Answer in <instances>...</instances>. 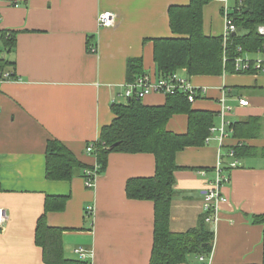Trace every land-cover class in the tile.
I'll use <instances>...</instances> for the list:
<instances>
[{
    "label": "crops",
    "instance_id": "0c3cea01",
    "mask_svg": "<svg viewBox=\"0 0 264 264\" xmlns=\"http://www.w3.org/2000/svg\"><path fill=\"white\" fill-rule=\"evenodd\" d=\"M188 2L0 0V30L16 31L14 49L8 54L16 77L0 83V207L7 214L0 225V264H44L34 230L47 195L69 196L63 211L50 212L46 218L50 226L64 229L67 257L76 259L74 249L83 247L92 264H149L154 205L150 200L128 198L125 184L129 178L154 174L153 155L110 152L105 170L87 187L83 169H77L69 181L48 180L45 148L48 140L56 139L83 164L96 163L85 148L113 120V102L124 101L127 60L141 57L145 73L157 76L152 39L175 36L168 8ZM224 6L231 12L236 0H210L203 7L206 35L223 36ZM104 10L113 12L114 21L99 27L97 16ZM88 41L94 51L89 50ZM244 56L264 59V51ZM190 81L207 90L192 107L216 112L212 126H220L218 99L224 92L231 124L248 116L263 119L259 137L249 144L257 149L264 145V73L195 76ZM240 99L248 100V105H239ZM164 100L161 93L143 98L148 105ZM166 127L185 132L186 116L173 115ZM217 136L214 131L205 145L177 153V194L169 221L173 233L193 228L202 213L203 192L214 177ZM235 144L230 133L220 152ZM229 174L230 180L221 187L227 202L219 205L209 262L260 264L263 227L252 216L264 213V157H243ZM189 261L199 264L196 257Z\"/></svg>",
    "mask_w": 264,
    "mask_h": 264
},
{
    "label": "trees",
    "instance_id": "16d2710c",
    "mask_svg": "<svg viewBox=\"0 0 264 264\" xmlns=\"http://www.w3.org/2000/svg\"><path fill=\"white\" fill-rule=\"evenodd\" d=\"M210 0H189L187 5H172L168 8L169 27L175 35L169 38H155L153 61L157 76L179 73L190 79L195 76H219L223 73H260L252 66L246 71L236 72L234 62L247 53L264 51V36L258 26L264 25V0H236V6L228 17L240 31L224 40L222 35H206L203 31V7ZM15 30H0V71L15 73L8 58L15 45ZM88 46H93L88 41ZM88 47V48H89ZM145 74L141 57L129 58L126 63L127 82ZM114 115L110 124L101 128L99 136L92 142L97 174H101L107 164L110 152L151 153L154 157V174L149 177L129 178L125 184V194L130 199L150 200L154 205L153 242L149 264L190 263L194 255L208 256L213 249V225L204 221L201 214L193 228L173 233L169 229L171 202L177 194L175 172L180 168L177 153L187 147L205 145L210 136L216 112L194 109L192 103L182 93L167 94L160 105H148L134 97L113 102ZM175 114L186 116V130L176 133L167 129V123ZM263 119L248 116L232 122L231 128L236 144L231 146L239 161L246 156L260 154L264 157V145L257 149L249 144L258 136ZM264 138V133H263ZM88 144V143H87ZM227 161V160H226ZM77 169H93L80 162L72 151L61 141L51 139L45 148V177L54 181H69ZM231 170L226 167L225 172ZM230 176V174H229ZM69 196L47 195L43 212L37 219L34 230L35 244L41 248L44 264H88V261L69 258L63 248V228L50 226L47 214L60 212L66 207ZM254 223L262 225L264 264V213L252 216ZM200 264V262H199Z\"/></svg>",
    "mask_w": 264,
    "mask_h": 264
},
{
    "label": "built area",
    "instance_id": "2783aa9c",
    "mask_svg": "<svg viewBox=\"0 0 264 264\" xmlns=\"http://www.w3.org/2000/svg\"><path fill=\"white\" fill-rule=\"evenodd\" d=\"M223 17L225 22L223 38L225 40L231 32L236 31V27L228 17V11L226 6H224ZM113 21L114 14L109 10H104L100 12L97 16V25L99 27L110 26ZM258 32L264 36V25L258 26ZM89 50L94 51L95 49L93 46H90ZM1 57H3V54L0 52V58ZM234 63V70L236 72L246 71L252 66L260 73H264V59L252 60L246 57H238L235 59ZM13 79L15 78L11 76L10 71H0V83ZM206 91V88L195 86L194 84H192L190 79L186 78L184 75L179 73H172L167 76L160 77L145 73L137 77L132 82H126L121 96L123 97V99L132 97L136 99H142L152 93H161L164 95L182 93L186 96L189 102L193 103L197 98H200L205 95ZM218 100L220 107L218 110V115L220 117V126H211L210 133L212 134L214 131L218 132L217 139L219 140V149L217 151V158L214 166V177L207 183V187L203 192V209L201 213L204 215V221L211 225H215L218 219L219 205L223 202H227V197L221 192L222 185L230 180V176L229 174H227V172H225V169L227 167L232 170L233 168H236L239 164V161L235 158L234 152L231 147L228 148L226 153L220 152V147L222 146L224 139L230 133H232V128L230 127L231 122H229V120L227 119V115L230 113L231 110L230 107L225 104L224 92H222ZM239 105H248V100L240 99ZM211 134L205 139V143H207L211 139ZM92 142H89L86 145L85 150L88 153L93 152L94 147ZM226 159H229L230 161L225 163L224 161H226ZM97 168L98 164L95 163L93 165V169H87L85 171L87 177H84V180L85 185L87 187H91L94 184L95 178L98 175L96 171ZM201 173H204V171L201 170ZM6 218L7 214L5 209L0 207V225L5 221ZM74 252L80 260L88 261L87 257L89 255V252L83 247L75 248ZM210 255L211 253L208 256L198 255V260L200 264H210ZM88 262V264H92L90 261Z\"/></svg>",
    "mask_w": 264,
    "mask_h": 264
},
{
    "label": "rangeland",
    "instance_id": "374dc122",
    "mask_svg": "<svg viewBox=\"0 0 264 264\" xmlns=\"http://www.w3.org/2000/svg\"><path fill=\"white\" fill-rule=\"evenodd\" d=\"M223 153H224V152H223ZM190 258H191V259H194L195 256H194V255H191ZM196 259L198 260V257H197ZM198 261H199V260H198Z\"/></svg>",
    "mask_w": 264,
    "mask_h": 264
},
{
    "label": "water",
    "instance_id": "95a60500",
    "mask_svg": "<svg viewBox=\"0 0 264 264\" xmlns=\"http://www.w3.org/2000/svg\"><path fill=\"white\" fill-rule=\"evenodd\" d=\"M238 31H240V28H237V29H236V31H235V32H233V34H234V33H236V32H238Z\"/></svg>",
    "mask_w": 264,
    "mask_h": 264
}]
</instances>
